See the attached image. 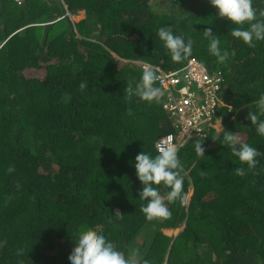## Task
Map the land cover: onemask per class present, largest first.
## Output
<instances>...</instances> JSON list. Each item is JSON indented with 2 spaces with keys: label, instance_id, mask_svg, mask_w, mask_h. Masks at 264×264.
I'll list each match as a JSON object with an SVG mask.
<instances>
[{
  "label": "trees",
  "instance_id": "1",
  "mask_svg": "<svg viewBox=\"0 0 264 264\" xmlns=\"http://www.w3.org/2000/svg\"><path fill=\"white\" fill-rule=\"evenodd\" d=\"M252 7L264 20V0ZM171 25L194 42L179 63L157 35ZM208 27L229 53L223 63L209 51ZM236 27L249 24L218 18L209 0H0V264H71L85 229L126 258L138 250L140 264H264V154L248 170L223 143L228 131L264 153L247 119L264 95V40L249 47L232 37ZM190 58L222 73L220 129L178 149L184 202L165 200L171 218L147 221L135 157L157 155V139L175 130L164 94L128 102L124 88L140 81V63L169 70Z\"/></svg>",
  "mask_w": 264,
  "mask_h": 264
},
{
  "label": "clouds",
  "instance_id": "2",
  "mask_svg": "<svg viewBox=\"0 0 264 264\" xmlns=\"http://www.w3.org/2000/svg\"><path fill=\"white\" fill-rule=\"evenodd\" d=\"M209 3L216 9L218 18L239 26L245 23L249 24L247 29L243 27L232 29V37L242 40L249 47L256 46L254 40H264V20H257V13L252 7V0H209ZM16 4L18 3L16 2ZM259 16L264 17V10L260 11ZM203 32L205 37L211 41L209 46L211 54L216 56L219 62H225L229 53L226 51L221 52L220 41L213 33L212 28H205ZM157 35L164 42V47L170 53L173 62L179 63L191 54L194 42L189 38L185 43L181 35L174 34L172 25L161 27L158 29ZM160 79L161 77L157 75L156 70L152 66L146 65L135 88L131 84L124 88L125 100L131 102L135 96L141 101L158 102L163 92L160 87H155L154 84ZM87 87L88 85L83 82L79 85L81 92ZM257 108L259 109V115L248 113L247 119L251 124L256 125L257 133L264 136V120L260 119V116H264V95H261L257 101ZM131 114L129 109L128 115ZM217 125L219 127V122L216 120L213 127L215 131L219 129L216 128ZM171 139V137H168V141H171ZM223 143L231 148L232 155L238 158L241 165H247L248 170L254 169L258 163L256 158L264 154L243 142L232 132L225 131ZM201 144L198 143L197 152L200 156H203L205 149ZM177 152L178 148L175 145L163 142L157 144L158 154L154 157L144 152L135 157L136 176L142 184V190L138 195L141 201H147L146 205L141 206V212L147 221L171 218L172 214L165 200L168 204L176 202L177 199H180L181 203L184 202L181 195L183 177L180 175L181 164ZM12 171H14L13 168L8 169L9 173ZM235 171L238 176L243 177L246 175L243 167H237ZM160 185L170 189L166 196L160 194L158 189ZM75 240V246L68 256L71 264H140L138 250H131L126 258L123 252L116 250L113 243L107 241L103 235L92 229L82 230ZM3 246V244H0V247ZM17 254L22 255V250H18ZM143 264H149V262L144 260Z\"/></svg>",
  "mask_w": 264,
  "mask_h": 264
},
{
  "label": "built area",
  "instance_id": "3",
  "mask_svg": "<svg viewBox=\"0 0 264 264\" xmlns=\"http://www.w3.org/2000/svg\"><path fill=\"white\" fill-rule=\"evenodd\" d=\"M18 4L21 0H15ZM141 68L147 64H141ZM153 67V66H152ZM156 81L166 97L162 108L171 116L175 133L159 137L155 143L168 142L178 149L193 138L206 137V129L214 127L223 84L220 71L209 72L205 65L194 58L178 69L163 70L155 66ZM171 137V141H168Z\"/></svg>",
  "mask_w": 264,
  "mask_h": 264
},
{
  "label": "rangeland",
  "instance_id": "4",
  "mask_svg": "<svg viewBox=\"0 0 264 264\" xmlns=\"http://www.w3.org/2000/svg\"><path fill=\"white\" fill-rule=\"evenodd\" d=\"M84 17V13L83 11H78L76 14H74L73 16H71V19L74 21V22H77L79 21L80 19H82ZM216 128H219L220 129V126L218 127V125L216 126ZM190 194V192H189ZM189 194L187 195V198L189 197ZM181 228H178V229H171V230H165L164 233L168 236H171V237H175L177 235V233L180 231Z\"/></svg>",
  "mask_w": 264,
  "mask_h": 264
}]
</instances>
